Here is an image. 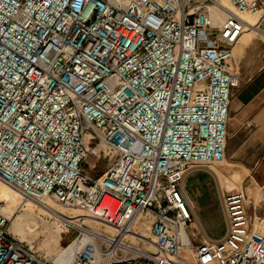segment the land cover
<instances>
[{"label":"built area","instance_id":"obj_1","mask_svg":"<svg viewBox=\"0 0 264 264\" xmlns=\"http://www.w3.org/2000/svg\"><path fill=\"white\" fill-rule=\"evenodd\" d=\"M228 1L217 23L220 0H0V181L80 212L59 220L66 263L0 213V264H264L243 193L218 190L220 239L189 233L187 178L226 161L241 16L264 20V0Z\"/></svg>","mask_w":264,"mask_h":264},{"label":"crops","instance_id":"obj_2","mask_svg":"<svg viewBox=\"0 0 264 264\" xmlns=\"http://www.w3.org/2000/svg\"><path fill=\"white\" fill-rule=\"evenodd\" d=\"M250 17L253 19L251 26L259 24L258 28L264 31V20L260 19V15H250ZM252 33L256 32L252 31ZM236 64L239 68V86L233 89L229 106L226 163L219 168V174L208 173L214 183L213 197L211 199H206L204 195L200 197L206 226L200 222L195 205L190 199L194 213L192 225L196 231L201 230L202 237L203 232L210 237L208 230L215 233L214 235H219L217 233L222 231L219 239L225 233L222 211L217 197L218 190L243 193L248 199L247 216L250 223L252 224L254 218H257L254 230L264 234V203H256L255 199L257 189L264 190V36L247 38L238 49ZM98 164L97 160L94 165L87 167V171L91 173L89 169H97ZM194 174L196 173L190 175L184 184L186 195L185 185ZM200 174L204 176L198 182L199 188H202L208 177L206 174ZM233 179L237 180L234 186L229 184V180ZM214 223L220 225L221 229L215 227ZM198 236L199 233L192 238L194 246L209 242L207 239L201 242Z\"/></svg>","mask_w":264,"mask_h":264},{"label":"rangeland","instance_id":"obj_3","mask_svg":"<svg viewBox=\"0 0 264 264\" xmlns=\"http://www.w3.org/2000/svg\"><path fill=\"white\" fill-rule=\"evenodd\" d=\"M107 1L117 6L119 5L121 6L123 5L122 3L127 2V0H107ZM235 13L237 12L235 11ZM243 18L245 20L247 19L246 16H244ZM258 36L261 35L252 33V31L249 30L246 34L244 41L249 37L251 38ZM238 49L239 46L235 49L236 57L238 56ZM93 160H95V157L90 156L89 161L93 162ZM225 163L226 161L223 164L212 166L209 172L211 173L215 172L219 174L218 173L219 168L224 166ZM106 167H107L106 163L103 160H100L97 169L92 170L90 168L89 171L91 172L90 173L91 175L100 176L104 172ZM195 173L196 174H194L193 177L187 181L185 185V191L188 197L192 200V202L195 205V210L200 222L206 226L205 216L202 211V204H201L202 199L200 197L201 195L202 196L204 195L206 199H211L215 193L214 183L211 177L208 176V172L204 170H200ZM200 173L206 174L208 177L207 180L203 183L202 188H199L198 186L199 179L201 180L202 178H204V176H202V174ZM235 183H237V180L234 179L232 181L229 180L230 185L234 186ZM200 189H203V191L202 190L200 191ZM51 198L55 202V204L62 206L61 204L57 203L53 197ZM255 199H256V203H260V204L264 203V190L258 188L255 194ZM247 205H248V199H247ZM0 211L9 218L10 221L9 228L11 235L15 239L26 245L28 248H30L32 251L47 259L55 257V254L60 249L70 244V242L77 235V232L74 230L65 232L58 220L54 219L53 217L47 214L40 212L39 210L30 212L29 210L27 211L26 209H23V207L21 206L9 207L6 205V203L0 200ZM76 212L78 211H75V213ZM78 215H80V212L78 213ZM86 224L94 227H99L91 221L86 222ZM214 226L217 227L219 230L221 229V226L218 225L217 223H214ZM256 230H258V228H256ZM197 231L199 233L198 240H200L201 242H203L204 239H207L208 241L218 240L221 234L220 232H222V231L218 232L217 234L219 235H214L215 233H213L211 230H208L210 237H207L205 232H203V237H202L201 230L197 229ZM197 231L193 225L189 227V233L192 236V238L193 236H197L198 234Z\"/></svg>","mask_w":264,"mask_h":264},{"label":"bare ground","instance_id":"obj_4","mask_svg":"<svg viewBox=\"0 0 264 264\" xmlns=\"http://www.w3.org/2000/svg\"><path fill=\"white\" fill-rule=\"evenodd\" d=\"M220 3L225 7V10L218 11L216 8H212L215 13V18L217 20V23H220L227 15L231 13H235V9L230 4L228 0H220ZM124 6L126 2L122 3ZM251 14H243L241 17L249 27V30L255 31L258 34H261L264 36V31L260 30L259 28H254L255 26H251ZM259 15V14H258ZM246 16L247 19L245 20L243 17ZM255 16V15H251ZM257 16V15H256ZM251 26V27H250ZM246 34H244L243 38L240 41L239 47L242 45ZM88 138H86V141ZM0 200L4 203H6L7 206H21L23 209L29 210L30 212H33L35 210H39L40 212L47 214L51 217H53L56 220H62L63 217L67 216H73V218L79 217L78 213L75 211L68 210L60 205L55 204V202L52 200L51 196H47L45 198L39 199V200H29V199H23L21 195L10 188L8 185H6L4 182L0 181ZM14 208V207H13ZM7 209V208H6ZM11 210V209H10ZM3 211V210H2ZM0 213H2L0 211ZM3 214V213H2ZM84 220V219H83ZM74 222V220H72ZM86 222H90L89 220H85ZM76 244H71L68 247H64L60 249L56 254V260L62 261L63 263L67 262L66 256L69 255V253L74 249Z\"/></svg>","mask_w":264,"mask_h":264}]
</instances>
